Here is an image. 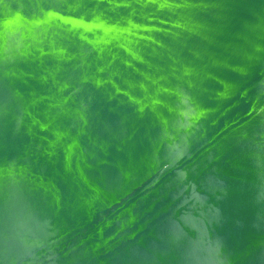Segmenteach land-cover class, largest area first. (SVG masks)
<instances>
[{
  "label": "water",
  "instance_id": "95a60500",
  "mask_svg": "<svg viewBox=\"0 0 264 264\" xmlns=\"http://www.w3.org/2000/svg\"><path fill=\"white\" fill-rule=\"evenodd\" d=\"M0 264H264V0H0Z\"/></svg>",
  "mask_w": 264,
  "mask_h": 264
}]
</instances>
